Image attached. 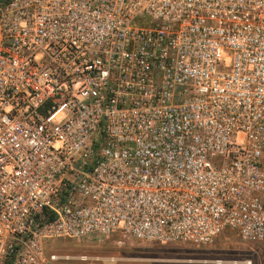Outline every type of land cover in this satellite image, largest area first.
Segmentation results:
<instances>
[{
    "label": "built area",
    "instance_id": "1",
    "mask_svg": "<svg viewBox=\"0 0 264 264\" xmlns=\"http://www.w3.org/2000/svg\"><path fill=\"white\" fill-rule=\"evenodd\" d=\"M226 229L264 244V0H0V264Z\"/></svg>",
    "mask_w": 264,
    "mask_h": 264
},
{
    "label": "rangeland",
    "instance_id": "2",
    "mask_svg": "<svg viewBox=\"0 0 264 264\" xmlns=\"http://www.w3.org/2000/svg\"><path fill=\"white\" fill-rule=\"evenodd\" d=\"M118 235L104 243L60 239L47 246V253L81 257L101 264H263L264 244L248 243L239 233L226 229L208 245L190 243L160 244ZM252 261V263H250Z\"/></svg>",
    "mask_w": 264,
    "mask_h": 264
}]
</instances>
